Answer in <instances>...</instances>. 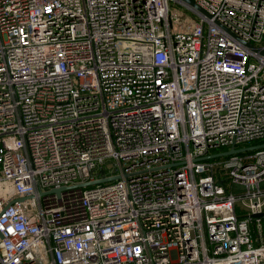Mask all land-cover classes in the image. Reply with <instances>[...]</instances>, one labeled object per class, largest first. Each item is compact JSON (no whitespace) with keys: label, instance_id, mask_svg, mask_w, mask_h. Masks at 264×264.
I'll use <instances>...</instances> for the list:
<instances>
[{"label":"built area","instance_id":"obj_1","mask_svg":"<svg viewBox=\"0 0 264 264\" xmlns=\"http://www.w3.org/2000/svg\"><path fill=\"white\" fill-rule=\"evenodd\" d=\"M192 1L264 51V0ZM252 142L264 53L178 0H0V264H264V148L201 159Z\"/></svg>","mask_w":264,"mask_h":264},{"label":"water","instance_id":"obj_2","mask_svg":"<svg viewBox=\"0 0 264 264\" xmlns=\"http://www.w3.org/2000/svg\"><path fill=\"white\" fill-rule=\"evenodd\" d=\"M178 1L180 3H182L185 7H187V9H189L191 12L195 13L196 15H200V16L204 17L208 21H211L214 25H216L218 28L222 29L226 34H228L235 41L240 43L248 51L254 52V53H259V54H263L264 53L263 50H261V49L259 50L258 48L253 47L251 43H249L247 41H244L238 35H236L232 31H230L226 27H224L218 21L211 20V16L209 14H207L206 11H204L201 7H199L197 4H195L192 0H178ZM260 148H264V142L261 143V144L248 145V146L239 147V148L231 146L228 150L221 151V152L214 153V154H210V155L201 157V159L202 160H208V159H214V158H219V157H227V156L234 155V154H240V153H244V152L254 151V150H257V149H260ZM99 176H100L99 179H96V180H93V181H88V182L79 184L77 186L78 187H90V186L97 185V184H100V183H104V182H108V181H114V180L119 178V176L104 177L102 170H99ZM67 188H70V187H62L59 190H65ZM59 190L53 189L52 192H58ZM23 200H24V198L16 199V201H18V202H21ZM11 203H13V201H11L8 205H10ZM1 238H2V234L0 233V239Z\"/></svg>","mask_w":264,"mask_h":264},{"label":"rangeland","instance_id":"obj_3","mask_svg":"<svg viewBox=\"0 0 264 264\" xmlns=\"http://www.w3.org/2000/svg\"><path fill=\"white\" fill-rule=\"evenodd\" d=\"M179 10L184 13H182V15H179ZM170 19H171V26L174 31H185L186 28L184 26V23H186L190 18H189V13L183 7L171 3Z\"/></svg>","mask_w":264,"mask_h":264},{"label":"trees","instance_id":"obj_4","mask_svg":"<svg viewBox=\"0 0 264 264\" xmlns=\"http://www.w3.org/2000/svg\"><path fill=\"white\" fill-rule=\"evenodd\" d=\"M257 143H259V142H252V144H257Z\"/></svg>","mask_w":264,"mask_h":264}]
</instances>
